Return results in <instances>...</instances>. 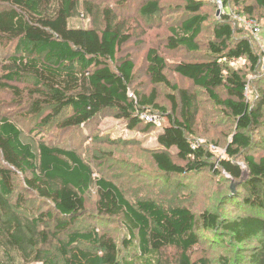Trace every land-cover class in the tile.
<instances>
[{
  "label": "trees",
  "instance_id": "obj_1",
  "mask_svg": "<svg viewBox=\"0 0 264 264\" xmlns=\"http://www.w3.org/2000/svg\"><path fill=\"white\" fill-rule=\"evenodd\" d=\"M233 1L240 6L245 3ZM251 1V6H244L247 14L264 10V0ZM0 6L5 7L0 11V45L17 44L22 53L9 59L2 77L8 83L33 84L19 90L2 83L0 89L21 99L26 93L31 115L42 117L48 112L44 123L63 116L59 127L69 132L108 116L126 120L128 128L134 130L141 125L146 109L153 108L168 121L157 136L159 150L151 156L159 173L156 180L172 184L175 179L181 187L178 179H192L208 169L221 173L216 172L212 154L195 143L196 96L172 83L166 73L167 61L157 49L147 51L146 73L152 84L176 94L168 96L171 110L157 103L156 91L149 96L131 95L135 65L130 59L118 61L117 55L132 36L126 20L113 9L89 7L93 24L84 29L70 27V21L82 10L80 0H0ZM203 7L202 0H183L185 19L171 28L166 39L168 50H185L192 55L200 52L198 38L208 21V16L201 14ZM161 10L159 0H152L140 12L152 18ZM241 58L254 69L261 60L250 38H235L232 25L221 22L199 60L177 62L171 70L207 93L233 120L235 131L227 155L238 159L248 154L244 165L249 175L239 186L247 195L241 203L248 214L221 220L211 212L197 215L187 207L166 208L152 200L132 203L117 184L97 176L77 148L52 144L44 138L34 148L23 141L20 127L0 110V264H212L206 257L195 259L193 251L206 238L205 232L219 227L237 244L258 242L250 264H264V156L251 155L259 148L252 133L264 127V90L257 92L256 104L250 102L246 77L229 66ZM219 90L225 91L226 99L220 97ZM218 168L241 181L242 167L234 161L221 160ZM16 174L24 176L28 193L50 203L53 213H47L46 221L22 214L27 212V201L14 187ZM92 189L97 192L99 216L104 220L122 218L130 236L124 245L131 249L137 242L138 253L130 260L121 259L119 247L108 233L75 229L86 217L87 194Z\"/></svg>",
  "mask_w": 264,
  "mask_h": 264
},
{
  "label": "rangeland",
  "instance_id": "obj_2",
  "mask_svg": "<svg viewBox=\"0 0 264 264\" xmlns=\"http://www.w3.org/2000/svg\"><path fill=\"white\" fill-rule=\"evenodd\" d=\"M82 10L80 15L70 21L72 28L89 29L92 27V16L88 8H109L120 15L128 23L132 39L120 48L117 60L130 59L135 65V81L131 95L140 93L149 96L153 91L157 93V103L171 110L172 106L168 96H175L173 91L165 86L152 84L146 73V54L155 48L166 59L168 64L167 76L179 88L190 91L197 98L199 114L196 122L195 143L203 146L213 156L216 172L208 169L201 175L192 179H178L183 183L176 186L175 179L172 184L164 180H156L159 173L152 161V153L159 150L157 136L168 123L167 119L153 108H148L143 115L150 116V121L142 120L137 129H129L128 122L117 117L108 116L89 127H81L69 132L59 123L63 116L53 118L44 123V118L31 115L30 108L25 100L16 94L0 89V110L2 115L14 121L22 130L23 141L34 148L40 138L52 144L69 146L79 150L83 157L92 165L97 176L113 181L132 202L144 200L155 201L162 207H187L195 214L211 212L219 215L221 220H231L237 216L248 214L242 206V199L247 195L239 186H232L240 180H234L224 171H220L218 164L221 160L234 161L244 168V154L238 159H230L227 148L232 142L234 123L228 112L215 104L207 93L195 87L193 83L173 73L171 66L180 61L199 60L208 51L209 43L214 39V29L221 22H229L234 28L235 38H250L254 52L260 56V63L254 69L247 59L241 58L229 64L230 68L240 72L246 77L248 83L247 97L251 103L256 104L255 96L264 90V10H256L253 15L244 11V6H251V0H244V5L235 4L233 0L225 5L221 0H202L204 7L201 14L208 16L203 25L202 33L198 38L200 52L197 55L189 54L185 50L170 51L166 48V39L171 35V28L177 27L185 19L181 10L183 0H159L162 8L154 17L141 15V7L152 0H80ZM5 7L0 6V11ZM241 12L239 15L237 12ZM227 15V16H226ZM227 17V18H226ZM22 56L17 44L3 47L0 45V84L8 83L2 76L11 57ZM112 68H115L112 65ZM3 71V72H2ZM19 90L31 88L30 82L8 83ZM218 94L222 99L227 98L223 90ZM264 114V113H263ZM142 115V116H143ZM264 123V118H263ZM151 124V128L148 127ZM41 126L42 128H38ZM38 128L37 130H35ZM35 134H33V132ZM41 133L40 135H38ZM252 137L259 148L255 147L251 155L256 158L264 156V127L254 131ZM0 156V166L2 165ZM175 182V183H174ZM14 187L18 194H22L27 201V212L23 215L47 220V213H53L50 203L40 200L34 194L24 189V176L16 174ZM233 196V197H231ZM98 200L97 192L92 189L87 194V213L76 224L75 229H98L108 233L117 243L120 257L130 260V256L137 254V242H133L131 249L124 245L130 239L122 218L103 219L96 212L95 205ZM52 228L53 225L49 223ZM203 241L193 251V257L209 258L212 264H250V256L259 247L258 242L237 244L222 227L214 232H205ZM61 258L57 257L60 262ZM41 264V263H33Z\"/></svg>",
  "mask_w": 264,
  "mask_h": 264
},
{
  "label": "water",
  "instance_id": "obj_3",
  "mask_svg": "<svg viewBox=\"0 0 264 264\" xmlns=\"http://www.w3.org/2000/svg\"><path fill=\"white\" fill-rule=\"evenodd\" d=\"M242 172H243V176H242V179L240 182H237L235 183L233 186H232V189L234 190L235 192V187H238L240 186L248 177L249 175V171H248V168L246 166H244V168H242Z\"/></svg>",
  "mask_w": 264,
  "mask_h": 264
},
{
  "label": "built area",
  "instance_id": "obj_4",
  "mask_svg": "<svg viewBox=\"0 0 264 264\" xmlns=\"http://www.w3.org/2000/svg\"><path fill=\"white\" fill-rule=\"evenodd\" d=\"M142 118L143 120H147V121H150L151 119L150 116H147V115H143Z\"/></svg>",
  "mask_w": 264,
  "mask_h": 264
}]
</instances>
